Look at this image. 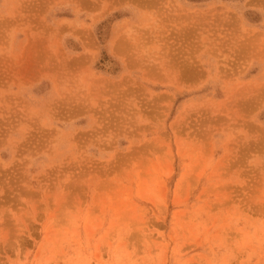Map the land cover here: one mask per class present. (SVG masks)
I'll use <instances>...</instances> for the list:
<instances>
[{
    "label": "rangeland",
    "instance_id": "374dc122",
    "mask_svg": "<svg viewBox=\"0 0 264 264\" xmlns=\"http://www.w3.org/2000/svg\"><path fill=\"white\" fill-rule=\"evenodd\" d=\"M0 264H264V0H0Z\"/></svg>",
    "mask_w": 264,
    "mask_h": 264
}]
</instances>
